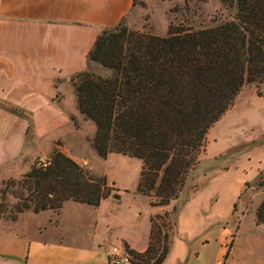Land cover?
<instances>
[{
    "label": "crops",
    "instance_id": "obj_1",
    "mask_svg": "<svg viewBox=\"0 0 264 264\" xmlns=\"http://www.w3.org/2000/svg\"><path fill=\"white\" fill-rule=\"evenodd\" d=\"M135 4L0 0V185L6 165L25 150L30 135L50 141L45 158L62 150L79 159L66 136L72 131V115L85 118L71 76L88 67V52L102 28L117 24ZM242 146L249 152V165L237 156ZM205 160L202 152L180 195L166 205L177 206V222L162 264H264L258 255L264 243V221H257L260 201L251 206L239 202L264 171V130L218 149L204 165ZM132 189L133 198L142 194ZM117 191L98 205L67 199L57 218L45 209L0 219V264H111L114 245L125 249L127 242L144 250L151 215L166 206L152 205L150 196L151 207L131 209V220H126L129 212L119 203L125 192ZM72 210L97 217L90 235L71 223Z\"/></svg>",
    "mask_w": 264,
    "mask_h": 264
},
{
    "label": "trees",
    "instance_id": "obj_2",
    "mask_svg": "<svg viewBox=\"0 0 264 264\" xmlns=\"http://www.w3.org/2000/svg\"><path fill=\"white\" fill-rule=\"evenodd\" d=\"M184 2L188 9L189 0ZM221 2L235 9L232 18L200 27L172 21L165 34L132 29L123 16L102 28L88 52V67L71 76L80 111L96 124L92 140L98 153L141 158L136 190L151 196L152 205L166 206L180 195L206 150L211 126L245 84L264 96V0ZM25 176L28 195L19 211L58 209L67 199L98 205L113 188L62 150ZM262 177L263 172L264 185ZM176 209L151 215L144 250L125 243L131 263H163ZM257 221H264V199Z\"/></svg>",
    "mask_w": 264,
    "mask_h": 264
},
{
    "label": "rangeland",
    "instance_id": "obj_3",
    "mask_svg": "<svg viewBox=\"0 0 264 264\" xmlns=\"http://www.w3.org/2000/svg\"><path fill=\"white\" fill-rule=\"evenodd\" d=\"M234 12V8L226 7L221 0H189L188 9L184 0H136L135 6L128 13L125 20L132 29L165 34L172 21L175 23L182 21L194 27H200L214 24L226 18H232ZM93 66L99 68L100 65L95 63ZM72 119V131L66 135L69 139H72L70 141L73 144L71 150L78 153V160L81 164L85 165L97 178H105L107 183L113 186L111 193L115 189L116 191L123 190L125 192L122 201L119 200V203H123L125 211L129 212V215L124 218L131 220L128 219V217H131V209L137 206L140 210L147 211L151 207L150 196L142 193L140 196L133 198L134 194L131 192L134 190L132 188L136 189L137 187L142 160L139 157L121 152H109L107 156H101L92 140L96 131L95 122L86 117L78 118L75 115ZM263 130L264 97L257 93L254 84H245L234 104L210 128L207 149L203 151L206 158L204 165L218 149L224 148L225 145L231 142L245 139L246 136H260ZM56 135H58V132L53 133L50 137L53 138ZM27 140L25 150L19 157L6 165L7 171L2 177L0 185V219H17L22 214L29 215V213L34 212L32 207L26 208L24 211L17 209V206L23 203L28 195L25 186V175L32 165L48 161L53 155L50 158H45L49 140L37 139L33 135H30ZM238 151L240 154L237 156H241L244 163L249 165L251 161L248 150L242 146ZM237 156L236 160L239 159ZM254 162H256V159H254ZM235 171L234 168L232 173H235ZM113 180L116 182L112 183ZM262 183H264V171ZM22 192H24V195H19ZM119 192L117 191V193ZM263 199L264 185L259 180L253 184L252 188L250 187L249 190L243 192L239 202L251 206ZM60 208L52 209L55 218H57ZM166 209L169 208L166 206L161 211ZM71 213L74 215L71 223L75 227L79 224L81 228L86 229L87 235L94 231L93 222L97 217L95 218L91 214L78 210H72ZM82 221H84V224H82ZM72 235H76V232H73ZM262 235L264 236V227L262 228ZM245 238L244 236L242 239ZM258 255L261 256L264 262V243L261 246L259 245Z\"/></svg>",
    "mask_w": 264,
    "mask_h": 264
},
{
    "label": "built area",
    "instance_id": "obj_4",
    "mask_svg": "<svg viewBox=\"0 0 264 264\" xmlns=\"http://www.w3.org/2000/svg\"><path fill=\"white\" fill-rule=\"evenodd\" d=\"M49 163L50 160L41 162L43 165ZM109 260L111 264H125L131 262V256L126 249H121L118 245H114L109 251Z\"/></svg>",
    "mask_w": 264,
    "mask_h": 264
},
{
    "label": "water",
    "instance_id": "obj_5",
    "mask_svg": "<svg viewBox=\"0 0 264 264\" xmlns=\"http://www.w3.org/2000/svg\"><path fill=\"white\" fill-rule=\"evenodd\" d=\"M115 195H116L117 197H119V193H116Z\"/></svg>",
    "mask_w": 264,
    "mask_h": 264
}]
</instances>
